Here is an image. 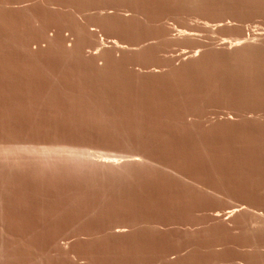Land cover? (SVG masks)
Here are the masks:
<instances>
[{
    "label": "rangeland",
    "instance_id": "1",
    "mask_svg": "<svg viewBox=\"0 0 264 264\" xmlns=\"http://www.w3.org/2000/svg\"><path fill=\"white\" fill-rule=\"evenodd\" d=\"M0 264H264V0H0Z\"/></svg>",
    "mask_w": 264,
    "mask_h": 264
},
{
    "label": "bare ground",
    "instance_id": "2",
    "mask_svg": "<svg viewBox=\"0 0 264 264\" xmlns=\"http://www.w3.org/2000/svg\"><path fill=\"white\" fill-rule=\"evenodd\" d=\"M195 1H196V0H195ZM136 158H137V157H136ZM112 160H113V159H112ZM115 160H116V159H115ZM132 160L135 161L134 159H132ZM104 162H105V161H104ZM106 162H107V160H106ZM110 163H111V162H110ZM114 163H116V162L114 161ZM233 212H234V211H233ZM233 212H232V213H233Z\"/></svg>",
    "mask_w": 264,
    "mask_h": 264
}]
</instances>
